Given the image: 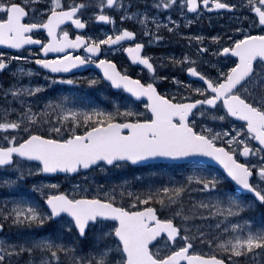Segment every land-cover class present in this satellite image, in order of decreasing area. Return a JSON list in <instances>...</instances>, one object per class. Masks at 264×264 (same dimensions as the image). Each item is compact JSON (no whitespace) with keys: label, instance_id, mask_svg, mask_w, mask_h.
<instances>
[{"label":"snow or ice","instance_id":"snow-or-ice-1","mask_svg":"<svg viewBox=\"0 0 264 264\" xmlns=\"http://www.w3.org/2000/svg\"><path fill=\"white\" fill-rule=\"evenodd\" d=\"M213 11L235 23L181 31ZM0 45L28 53L0 51V264H264V0H0ZM82 82L107 106L51 87Z\"/></svg>","mask_w":264,"mask_h":264},{"label":"rangeland","instance_id":"rangeland-1","mask_svg":"<svg viewBox=\"0 0 264 264\" xmlns=\"http://www.w3.org/2000/svg\"><path fill=\"white\" fill-rule=\"evenodd\" d=\"M173 15L175 16L177 14L174 12ZM189 18L190 19L192 18L191 15H189ZM213 19H214V22H213ZM199 20H202V18L200 17L193 24L188 25L186 27L182 25L181 31H183V32H189V31L196 32L197 31V28H195V27H198L197 25H199V23H200ZM206 21H207L206 23L209 25V29H208L209 31L214 30V29L224 28V26L226 24H233V23H235L234 20H230L229 19V13H224L223 16H222V18H219V17L213 18L212 17L211 19H209V17H207L206 18ZM117 23L119 24V20H117ZM200 24H203V22H201ZM126 25L129 26V27H136V25L133 22H131V21H127L126 22ZM107 30L108 29H104L103 31H107ZM172 38H175L176 40L174 42L165 40L163 43L158 42V43L152 44L151 46L168 45L169 43H177V55L180 54V52H181L182 49L183 50H189L186 47V43H185V41L182 38H180L179 36H177L175 34L172 35ZM143 39L147 40V37H143ZM86 76H91V75H86ZM57 89H58L59 92L60 91L67 92L66 87H63V86H59V88L57 87ZM81 89H82V91H84V93L86 95L90 96L93 100H95L96 103L101 104L102 106H107L106 105V97L109 95V93H107V92H105V93H100V92L91 93V92H88V86H84ZM98 93L100 94V97L99 98L96 97ZM100 175H102L104 177V174L103 173H100ZM121 178H122V180L123 179H128V180L131 181L132 176L127 177V176L121 175L119 177V179H117V178H115L112 175V177H111V179H110L109 182H116V181L121 180ZM89 179H92V177H89ZM31 182H32V180H29V183H31ZM71 183L75 184L77 182H74V181L71 180ZM5 194L6 195H10L11 194V191L9 189H5Z\"/></svg>","mask_w":264,"mask_h":264},{"label":"flooded vegetation","instance_id":"flooded-vegetation-1","mask_svg":"<svg viewBox=\"0 0 264 264\" xmlns=\"http://www.w3.org/2000/svg\"><path fill=\"white\" fill-rule=\"evenodd\" d=\"M216 16L219 17V18H222L223 15H220V16L216 15ZM202 19L205 20V18L203 16H202ZM97 32H98L97 29L94 28L93 29V33L95 34ZM45 35H46L45 33H41L40 34V38L43 39ZM175 40H176L175 38H171L170 40H167V41L174 42ZM0 51H5L6 53L11 54V55H18V54L28 55L27 52H21V53L10 52V51H7V48H2V49H0ZM145 51L146 52H151V53H153L157 57H159L161 55H167L169 53H175L177 55V43H169L168 45H157V46H151V45H147L146 44ZM33 52L34 53L38 52V47L37 46L35 48H33ZM78 53L83 54L81 52H78ZM114 59H116V58H114ZM124 60H125V63H126L125 65H123L122 63H119V61H117V62H118L119 65H121V66L123 65L124 67H127L128 68V71H129V74H134V75L135 74H139L142 77L147 74L146 72H142L140 70V68L137 67L136 65L131 64L129 62L128 58L126 57V55H124ZM17 63H20L21 66H23L25 68L32 67L37 72L40 71L39 68L35 67L37 65H35L34 63H30L29 64V63H23V62L13 61V65H15ZM168 71H173L174 74H176V75L179 73V69L178 68L177 69L168 70ZM162 74H164V73L162 72ZM36 78H37L36 76H32V77H27L26 76V77H24V81L25 82H28V80L31 79L33 82H35ZM8 79H10L9 73H0V83L6 84ZM162 86H163V84L158 85V87H162ZM139 107L142 108V104L139 105ZM56 179L57 180H65V178L64 177H61V176L60 177H57ZM62 186H67V181L65 182V185H62ZM5 196H7L5 194V188L0 187V202L3 201V199H4ZM255 213L257 215L261 214L260 211H259V209Z\"/></svg>","mask_w":264,"mask_h":264}]
</instances>
